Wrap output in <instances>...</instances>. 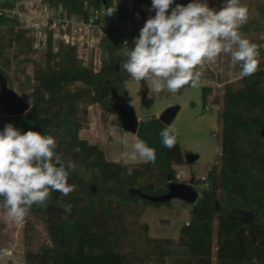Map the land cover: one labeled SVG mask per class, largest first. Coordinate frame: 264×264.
I'll use <instances>...</instances> for the list:
<instances>
[{
	"label": "trees",
	"instance_id": "trees-1",
	"mask_svg": "<svg viewBox=\"0 0 264 264\" xmlns=\"http://www.w3.org/2000/svg\"><path fill=\"white\" fill-rule=\"evenodd\" d=\"M102 1L45 0L78 16L86 7H101ZM13 2L0 0V8L12 9ZM16 25L15 20L0 16V63L14 44L21 53L25 46L33 49L32 38H26L23 29L16 32ZM121 48L117 32L111 31L103 44V67L94 73L80 64L74 49L59 46L54 52L50 45L34 69L29 112L9 117L0 107V131L11 123L22 134L32 130L52 135L62 158L76 165L68 180L76 185L75 191L66 197L52 192L46 208L34 205L28 211L29 217L45 225L49 243L28 253L26 264H144L150 258L154 264H264L263 53L259 50L253 75L225 87L220 167L209 172L207 188L191 207L174 243L150 237L142 218L148 208L171 202L159 198L168 193L169 178L178 182L175 167L186 164L177 137L169 150L159 135L166 126L156 117L141 121L137 137L156 150V160L134 165L108 161L98 145L80 137L93 105L117 113L122 128L120 113L111 102L112 90L124 95L125 82L131 78L121 70L126 59ZM0 71L8 78L4 69ZM140 82L147 94L146 81ZM211 92L204 87V99ZM129 167L132 175L127 174ZM57 201L71 204V212L66 213Z\"/></svg>",
	"mask_w": 264,
	"mask_h": 264
},
{
	"label": "clouds",
	"instance_id": "clouds-1",
	"mask_svg": "<svg viewBox=\"0 0 264 264\" xmlns=\"http://www.w3.org/2000/svg\"><path fill=\"white\" fill-rule=\"evenodd\" d=\"M173 0H152L156 10L134 38V48L124 41L121 63L135 81H150L154 93L167 90L177 93L185 86L200 87L206 63L214 62L221 54H228L240 66L238 79L253 75L259 66V50L255 43L243 37L240 27L248 20V8L240 0H225L220 10L210 9L203 0H192L187 6L177 4L166 14ZM114 8H108L112 15ZM161 143L169 150L176 144L170 128L159 133ZM127 148L128 141L122 140ZM58 143L52 135L29 130L26 133L8 123L0 131V208L6 219L21 223L35 205L46 208L52 192L68 196L76 185L68 183L75 171L72 160H65L57 151ZM78 151V149H77ZM125 164L138 159L148 163L156 160V150L137 139L130 151L122 153ZM128 168L127 174L132 175ZM66 213L71 204L57 201Z\"/></svg>",
	"mask_w": 264,
	"mask_h": 264
},
{
	"label": "rangeland",
	"instance_id": "rangeland-1",
	"mask_svg": "<svg viewBox=\"0 0 264 264\" xmlns=\"http://www.w3.org/2000/svg\"><path fill=\"white\" fill-rule=\"evenodd\" d=\"M248 8V20L239 31L250 42L257 44L258 50L264 59V0H240ZM15 20V19H12ZM16 32L22 24L15 20ZM8 36V31L4 32ZM9 38V37H8ZM26 38H31L26 35ZM7 44V42H6ZM23 44V43H22ZM21 53L18 45H13L6 51L5 59L0 63L8 75L9 88L17 93L24 101L31 103L30 94L34 83L32 78L35 66L40 63L46 51L29 49L27 46ZM9 61V65L5 63ZM220 64L216 75L206 74L201 77L200 87L185 86L177 93L164 90L154 93L151 82L146 81L148 93H142V83L132 78L125 82V92L131 99L136 116L140 121L148 117L159 118L169 107L179 106L170 130L177 137L183 154L198 156L195 163H186L176 166L178 183H187L192 178L197 180L196 190L201 194L207 188L205 180L209 172L216 166L220 167L222 101L225 86L239 84L237 78V64H234L230 55L221 54ZM10 81V83H9ZM211 88L212 92L204 99L203 88ZM2 112L0 111V115ZM86 125L80 137L91 144L98 145L110 162H122V153L130 151V146L137 139L130 133L122 130L118 125V114L112 113L99 105L88 108ZM122 140L128 141L126 148ZM140 140V139H139ZM145 163L141 160L128 164ZM191 205L172 200L169 205L161 208H148L142 222L149 226V236L152 238H167L174 243L178 242L181 228L188 221ZM217 223L215 224V227ZM49 243L45 225L35 221L28 214L21 223L6 219V213L0 211V264H26L28 253L38 252ZM216 248L214 249V253ZM172 260V259H171ZM150 258L144 264H154Z\"/></svg>",
	"mask_w": 264,
	"mask_h": 264
},
{
	"label": "built area",
	"instance_id": "built-area-1",
	"mask_svg": "<svg viewBox=\"0 0 264 264\" xmlns=\"http://www.w3.org/2000/svg\"><path fill=\"white\" fill-rule=\"evenodd\" d=\"M191 2L173 0L166 14L170 15L177 4L187 6ZM203 2L218 11L225 0ZM13 4L12 9L0 8V16L20 22L21 28L31 36L34 50L47 51L50 45L54 52L59 46L72 48L80 64L94 73L103 67V44L111 31L117 32L121 46L127 41L128 46L134 48V38L139 37L146 21L156 14V10L150 11L152 3L138 4L135 0H109L99 8L86 7L80 16L71 14L62 4L51 5L45 0H16ZM108 8H114L112 15L106 14ZM219 59L220 56L197 69L202 72L201 77L216 75Z\"/></svg>",
	"mask_w": 264,
	"mask_h": 264
},
{
	"label": "water",
	"instance_id": "water-1",
	"mask_svg": "<svg viewBox=\"0 0 264 264\" xmlns=\"http://www.w3.org/2000/svg\"><path fill=\"white\" fill-rule=\"evenodd\" d=\"M106 4V0L102 1ZM111 102L113 110L120 113L122 130L137 136L141 121L137 118L133 103L125 93L120 95L116 90H112ZM0 107L6 116H21L29 112L31 104L24 101L17 93L9 88L8 81L0 71ZM180 110L179 106L167 108L158 118L166 127L170 128L176 115ZM264 137V130L261 131ZM186 163H195L198 160L197 155L185 154ZM171 185L166 195L159 198V202H168L180 200L194 206L200 199L199 192L196 190V179L192 178L187 183H174L169 178Z\"/></svg>",
	"mask_w": 264,
	"mask_h": 264
},
{
	"label": "crops",
	"instance_id": "crops-1",
	"mask_svg": "<svg viewBox=\"0 0 264 264\" xmlns=\"http://www.w3.org/2000/svg\"><path fill=\"white\" fill-rule=\"evenodd\" d=\"M80 135H81V132H80ZM175 169H176V167H175ZM144 216V215H143Z\"/></svg>",
	"mask_w": 264,
	"mask_h": 264
}]
</instances>
